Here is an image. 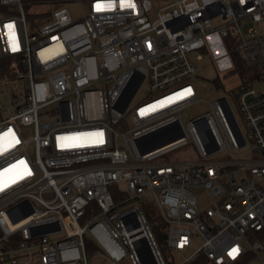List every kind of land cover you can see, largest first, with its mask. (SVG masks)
Listing matches in <instances>:
<instances>
[{"label": "built area", "instance_id": "obj_1", "mask_svg": "<svg viewBox=\"0 0 264 264\" xmlns=\"http://www.w3.org/2000/svg\"><path fill=\"white\" fill-rule=\"evenodd\" d=\"M78 1L82 17L54 5L31 32L23 0H0V57H12L0 143L14 145L0 152V264H169L144 207L116 211L144 196L172 252L202 239L182 264H264V0ZM232 50L250 68L235 88L246 134L227 97L186 124L198 59L227 65ZM144 83L151 97L135 103ZM190 138L197 160H161ZM155 139L168 140L143 152ZM239 170L253 177L237 179ZM197 187L213 206L200 208Z\"/></svg>", "mask_w": 264, "mask_h": 264}, {"label": "rangeland", "instance_id": "obj_2", "mask_svg": "<svg viewBox=\"0 0 264 264\" xmlns=\"http://www.w3.org/2000/svg\"><path fill=\"white\" fill-rule=\"evenodd\" d=\"M171 0H152V3L157 7L161 8ZM25 11L27 13L28 19V29L31 32H34L38 25L44 23L47 15L54 11L53 6L56 5L57 8L67 7L72 15L75 18L82 17L86 11V5L78 0H23ZM16 13H20L17 7H14ZM221 20H216L217 23H220ZM199 68L197 76L192 78V82L197 91V100L187 105L182 111V117L184 122L188 124L191 120L198 118L199 116H203L207 114L211 109V103L222 98L227 97L236 116L238 122L246 134L247 126L244 116L242 115L239 104L236 98L237 86L239 85L241 78H246V74L249 71V67L246 73L243 75L239 71L238 67H236L235 61L232 59L231 62L225 65V62L219 63V61L209 56L208 54H204L201 59H198ZM217 79V82L215 81ZM255 86L260 87L256 81L253 82ZM236 88V89H235ZM8 89L6 87H0V122L7 118L10 115L8 110V106L11 104L9 100V96L7 94ZM4 92V93H3ZM151 97L150 94V86L148 83H144L135 97V103L144 101ZM51 115L48 113H44L42 115V120L49 119ZM30 129V134L33 133V128ZM231 155L229 150H222L219 153L211 155L208 158L211 159H223L227 158ZM199 154L197 152L196 145L192 138L187 145L180 147L171 153H168L164 157H162V161H194L199 158ZM237 179H242L244 177H253V174L250 170L245 171H237L236 172ZM122 186L125 188L126 184L123 182ZM196 196L198 198V203L200 208L205 209L213 206L215 204V200L213 199L207 190L203 187H197L194 189ZM115 199L118 203L123 201L124 196L122 194H116ZM135 204H141L145 209V205H154L157 209L156 212L160 214V210L156 206V204L151 200L149 196H144L140 200H130L126 203L119 205L116 211L128 209L133 207ZM161 215V214H160ZM155 233V231H154ZM156 237L160 244V247L165 255L166 260L169 264H182L186 257L190 256L195 252L197 247L201 244L202 239L198 236H195L193 245L190 248H187L183 252H172L171 249L167 245V229L165 230V237L162 235H158ZM89 264H111L109 260L101 256H90Z\"/></svg>", "mask_w": 264, "mask_h": 264}, {"label": "trees", "instance_id": "obj_3", "mask_svg": "<svg viewBox=\"0 0 264 264\" xmlns=\"http://www.w3.org/2000/svg\"><path fill=\"white\" fill-rule=\"evenodd\" d=\"M39 1V0H35ZM5 12H8L9 9L6 6L1 7ZM232 58L236 63V67H238L241 74H245L248 65L241 59L238 52L236 50H232ZM12 61V57L9 55H3L0 57V80L4 77L11 76L10 63ZM217 82V79L215 80ZM146 216L149 223L152 226L153 231L158 235H162L165 237V230L167 229V223L162 219L161 215L156 212V207L154 205H145ZM2 235V229L0 227V236ZM209 260L206 256L196 257L185 264H207Z\"/></svg>", "mask_w": 264, "mask_h": 264}, {"label": "snow or ice", "instance_id": "obj_4", "mask_svg": "<svg viewBox=\"0 0 264 264\" xmlns=\"http://www.w3.org/2000/svg\"><path fill=\"white\" fill-rule=\"evenodd\" d=\"M243 2V0H242ZM121 6L122 7H129V8H134L135 7V4L132 3V0H121ZM97 10H100V5H97ZM9 27H11L9 25ZM189 93H190V89L187 90ZM8 134L6 133L5 136H7ZM97 139L95 140L96 143H99V144H102L104 141H103V133H96L94 134ZM3 138H0V140H2ZM16 143H19V141H15ZM11 146H14L12 144H9L7 146H5L3 143H0V152H3V151H7V147H11ZM20 164H23L24 162L23 161H20L19 162ZM15 167V166H14ZM29 175L31 174L30 172L28 173ZM0 190H2V188H0ZM237 249L233 248L232 251L229 253V255H233L234 253H236Z\"/></svg>", "mask_w": 264, "mask_h": 264}, {"label": "water", "instance_id": "obj_5", "mask_svg": "<svg viewBox=\"0 0 264 264\" xmlns=\"http://www.w3.org/2000/svg\"><path fill=\"white\" fill-rule=\"evenodd\" d=\"M158 133H153L145 138H154L155 136H157ZM143 139H141L142 141ZM168 139H155L154 142L152 143V146H150V148L148 149H143L142 151L145 152L147 150H150V149H153V148H156L160 145H162L163 143L167 142ZM29 212H31V208H28V210H26V212L24 213L25 215L28 214Z\"/></svg>", "mask_w": 264, "mask_h": 264}, {"label": "crops", "instance_id": "obj_6", "mask_svg": "<svg viewBox=\"0 0 264 264\" xmlns=\"http://www.w3.org/2000/svg\"><path fill=\"white\" fill-rule=\"evenodd\" d=\"M207 264H211V263H207Z\"/></svg>", "mask_w": 264, "mask_h": 264}]
</instances>
